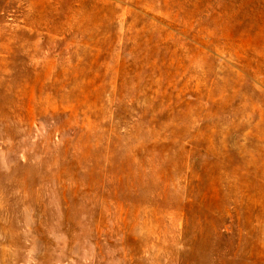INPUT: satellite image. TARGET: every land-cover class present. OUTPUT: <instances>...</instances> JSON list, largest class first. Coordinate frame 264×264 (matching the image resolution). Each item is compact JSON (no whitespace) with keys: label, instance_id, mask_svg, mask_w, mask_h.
<instances>
[{"label":"rangeland","instance_id":"rangeland-1","mask_svg":"<svg viewBox=\"0 0 264 264\" xmlns=\"http://www.w3.org/2000/svg\"><path fill=\"white\" fill-rule=\"evenodd\" d=\"M0 264H264V0H0Z\"/></svg>","mask_w":264,"mask_h":264}]
</instances>
